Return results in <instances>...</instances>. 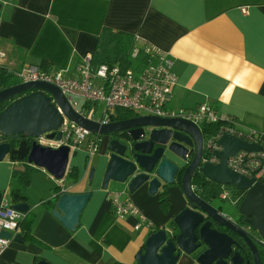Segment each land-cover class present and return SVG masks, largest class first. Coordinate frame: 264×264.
I'll use <instances>...</instances> for the list:
<instances>
[{
    "label": "crops",
    "instance_id": "1",
    "mask_svg": "<svg viewBox=\"0 0 264 264\" xmlns=\"http://www.w3.org/2000/svg\"><path fill=\"white\" fill-rule=\"evenodd\" d=\"M0 3V53L4 55L0 66L7 72L13 74L26 64H38L49 72L62 71L74 77L77 64L87 53L99 64L119 60L132 47L150 46L172 63L176 85L168 109L193 110L207 104L234 117L243 130L256 129L264 143V0ZM77 99V111L90 105ZM100 119L92 118L96 122ZM107 144L108 138L100 136L94 156L82 151L70 153L61 181L35 167L24 188V200L17 203L29 206L28 217L17 232L11 233L12 242L1 254L0 264H137L136 254L148 235L173 225L174 216L187 206L180 180L156 195H150L145 187L130 194L125 186L114 182L103 189ZM22 162L8 156L0 161V192L8 198L11 174L23 168ZM92 168L96 171L90 182ZM62 187L68 193H91L74 231L64 228L51 214V198L55 189L60 193ZM110 194L130 198L156 229L135 231V218L116 217ZM208 203L228 217L219 200ZM233 212L235 215L237 209ZM17 235L22 241L14 240ZM177 264L197 263L193 256L181 255Z\"/></svg>",
    "mask_w": 264,
    "mask_h": 264
},
{
    "label": "water",
    "instance_id": "2",
    "mask_svg": "<svg viewBox=\"0 0 264 264\" xmlns=\"http://www.w3.org/2000/svg\"><path fill=\"white\" fill-rule=\"evenodd\" d=\"M4 102L9 104L0 112V161L7 156L11 160H26L46 170L56 180H63L69 149L54 150L35 141L28 143L27 139L50 133L49 139L59 140L60 133L56 131L66 117L90 133L108 138L103 189L114 182L125 186L130 194L145 187L150 195H156L160 189L180 180L187 206L174 216L169 228L148 235L136 254L137 264H177L181 255L193 256L197 264H251L249 259L233 251L235 241L228 234L211 228L212 223L244 239L251 251L252 263L261 264L257 247L264 250V180L239 175L227 166L230 156L239 151L260 152L261 146L224 133L216 140L220 150L212 154L218 162L202 164V157L206 156L202 129L183 119L134 116L101 124L79 115L58 88L44 82L6 86L0 89V104ZM19 137L24 140L19 141ZM95 171L91 169L90 182ZM196 173L244 193L236 214L244 218L246 227L238 226L195 193L191 182ZM2 195L0 192V200ZM90 197L89 192L55 194L51 198V214L64 228L74 231ZM12 208L26 214L29 206L16 204ZM1 236L12 238L10 232H2ZM14 240L22 241V238L17 235Z\"/></svg>",
    "mask_w": 264,
    "mask_h": 264
},
{
    "label": "built area",
    "instance_id": "3",
    "mask_svg": "<svg viewBox=\"0 0 264 264\" xmlns=\"http://www.w3.org/2000/svg\"><path fill=\"white\" fill-rule=\"evenodd\" d=\"M130 56L131 60L140 61L137 67L126 68L120 64H101L93 67L92 54L87 53L77 64L74 77L65 76L62 71L49 72L38 64H26L13 75L23 83L44 82L55 86L72 107L76 105L73 102L74 97L88 102L92 106L82 107L79 111H75L89 120L93 118V108L98 103H103L105 110L99 121L101 124L109 123L117 110H123L133 113L143 112L146 116L158 118H179L200 128L213 125L217 131L205 142L206 156L202 157L201 163L218 162L212 154L220 150L216 140L226 133L262 148L260 152L239 151L230 156L227 160L228 168L255 181L264 180V143L256 129L248 127L243 130V126L234 117L225 116L207 104L200 105L193 110L172 111L168 109L167 106L176 85L170 59L150 46L142 47V49L132 47ZM3 58V53H0V59ZM57 132L60 133L59 140L49 139L48 134L50 133H45L33 141L40 146L54 150L67 147L69 153L82 151L89 157L94 156L98 151L100 144L98 135L90 133L66 117L63 118V123ZM62 191H64L63 187ZM227 195V192H223L222 197ZM109 203L116 217L131 216L137 220L134 226L135 231L145 228L152 232L156 229L154 222L130 198L110 194ZM24 217L25 214L12 208L8 196L3 194L0 200V256L12 242L11 238H4L1 233L17 232Z\"/></svg>",
    "mask_w": 264,
    "mask_h": 264
},
{
    "label": "trees",
    "instance_id": "4",
    "mask_svg": "<svg viewBox=\"0 0 264 264\" xmlns=\"http://www.w3.org/2000/svg\"><path fill=\"white\" fill-rule=\"evenodd\" d=\"M132 50V49H131ZM131 51H129L127 54H125L122 58L115 61L110 62H102V63H96L94 61V58L92 56V65L93 67H97L101 64H107V65H114V64H120L126 68H135L138 66V62L131 60ZM119 61V62H117ZM13 74L11 72H7L4 68L0 66V89L5 88L7 79L12 76ZM9 104V102H4L0 104V112ZM117 114V115H116ZM114 117H112L113 120H123L129 117H132L133 115L137 113H133L131 111H123V110H117ZM138 115V114H137ZM111 119V120H112ZM217 131V128L215 126H203L202 133L205 139L211 138L213 134H215ZM100 139V136H97ZM33 139H27L28 143H31ZM24 162H26L24 160ZM23 163L22 169H14L11 174V180H10V191H9V199L12 205L17 204L19 201L24 200V188L29 183L33 173L36 171V168L33 167L30 164ZM71 173V172H70ZM191 184L195 188V193L201 197L203 200L207 202H212L213 199L221 200V201H229L232 206L237 209L239 205L241 204L244 193L238 189H236L233 186H221L219 184H216L210 180H207L206 178L202 177L200 173H196L194 177L192 178ZM58 189H55V194H59L57 192ZM223 192H227L228 195L226 197H222ZM3 193V192H2ZM4 194V193H3ZM46 204H50L49 202H46ZM28 217L27 214H25L24 219L21 221V224L25 221V219ZM30 224V220L29 223Z\"/></svg>",
    "mask_w": 264,
    "mask_h": 264
},
{
    "label": "flooded vegetation",
    "instance_id": "5",
    "mask_svg": "<svg viewBox=\"0 0 264 264\" xmlns=\"http://www.w3.org/2000/svg\"><path fill=\"white\" fill-rule=\"evenodd\" d=\"M19 141H22L24 140L23 138H18ZM207 141V139H206ZM205 141V142H206ZM205 144V143H204ZM238 226H241V227H246L245 224H244V218L242 217H239L238 214H235V217L232 219ZM211 228L213 229H216L218 230L219 232H223V233H226L228 234L234 241H235V245L232 246L233 248V251L235 252H238L242 257L243 259L247 260L249 259L251 264L252 263V254H251V251L250 249L248 248L247 244L245 243L244 239L240 238L238 236V234L236 233H232L224 228H220L218 227L216 224L212 223L211 224ZM249 233H251V235L254 237L256 236L257 237V234L255 232H250L249 230ZM257 250H258V256H259V259H260V263L261 264H264V250L260 247H257ZM245 262V261H244Z\"/></svg>",
    "mask_w": 264,
    "mask_h": 264
},
{
    "label": "rangeland",
    "instance_id": "6",
    "mask_svg": "<svg viewBox=\"0 0 264 264\" xmlns=\"http://www.w3.org/2000/svg\"><path fill=\"white\" fill-rule=\"evenodd\" d=\"M8 80L9 81H8L7 86H13V85L21 83V81L17 77H15L14 75L10 76L8 78ZM73 102L76 103V105L73 106L74 109H77L78 107H80V105H78V102L80 104V100L77 99V97L73 98ZM93 109H94V114H93L94 120H98V119H100L101 115H103V112L105 110V105H103L102 103H99ZM137 114L138 115H145L143 112H137ZM137 114H135V115H137ZM219 202H220L219 205H221L223 207V210H224V212H226V215L230 218H234L235 215H234L233 210L235 208L232 206V204L229 201L224 202V201L220 200Z\"/></svg>",
    "mask_w": 264,
    "mask_h": 264
},
{
    "label": "clouds",
    "instance_id": "7",
    "mask_svg": "<svg viewBox=\"0 0 264 264\" xmlns=\"http://www.w3.org/2000/svg\"><path fill=\"white\" fill-rule=\"evenodd\" d=\"M15 215V214H14ZM6 227L8 226V225H5ZM13 227H14V225H12Z\"/></svg>",
    "mask_w": 264,
    "mask_h": 264
}]
</instances>
